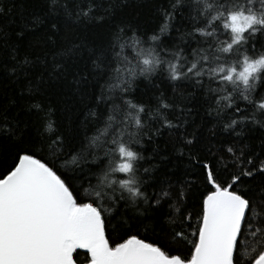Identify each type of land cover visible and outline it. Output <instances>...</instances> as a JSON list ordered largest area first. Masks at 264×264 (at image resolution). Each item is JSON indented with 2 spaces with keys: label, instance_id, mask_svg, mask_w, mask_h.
<instances>
[{
  "label": "snow or ice",
  "instance_id": "obj_1",
  "mask_svg": "<svg viewBox=\"0 0 264 264\" xmlns=\"http://www.w3.org/2000/svg\"><path fill=\"white\" fill-rule=\"evenodd\" d=\"M47 3L49 14L83 24L103 22L115 8L103 0ZM184 9L190 29L169 44L162 37L170 34L175 12L183 15ZM11 12L12 6L0 0V18ZM14 23L10 18L0 23V79L23 82L24 110L40 124L30 132L26 122L9 113L17 100L5 94L0 148L28 147L0 152V264H77L78 250H85V264H264V155L232 147L225 149L227 156L211 149L201 155L193 147L195 135L180 132L178 117L175 122L168 118L178 103L163 93L153 105L131 96L139 77L151 82L166 74L174 87L187 82L202 90L209 115L226 110L240 114L226 128L245 121L264 127V0H170L163 24L153 34L116 25L106 48L91 49L85 40H73L53 52L51 60L47 55L30 58L19 47L25 31L43 20L22 19L19 30L8 27ZM46 32L44 42L55 45L57 23ZM85 49L90 67L74 70V83L82 89L81 99L91 80L99 89L93 95L96 108L84 117L95 132L86 136L88 151L73 143L52 119L51 104L40 99L48 82L65 78ZM117 98L122 114L116 112ZM157 117L156 132L167 128L179 133L186 151H178L187 156L191 182L148 185L155 178L136 146L143 147L145 136L151 139L149 124ZM84 173L95 177V184L89 179L84 187ZM256 181L260 183L254 186ZM189 189H194L195 224L187 206ZM161 215L167 227L143 234Z\"/></svg>",
  "mask_w": 264,
  "mask_h": 264
},
{
  "label": "trees",
  "instance_id": "obj_2",
  "mask_svg": "<svg viewBox=\"0 0 264 264\" xmlns=\"http://www.w3.org/2000/svg\"><path fill=\"white\" fill-rule=\"evenodd\" d=\"M103 2L105 4L110 2L115 5L113 14L103 22L83 24L76 23L66 17L49 14L47 0H5L6 5L12 6V12L9 17L0 18V23L10 18L15 23L8 25V27L19 30L22 19L31 23L33 17H40L43 20L42 24H39L34 29L29 28L25 31L22 42L19 44L20 51L21 53H29L30 58L47 55V58L51 60L53 52L58 51L62 46L73 40L76 42L85 40L88 48L91 49L106 48L109 33L116 25L137 29L138 33L153 34L162 26L164 9L169 7L170 0H103ZM52 22H56L60 30L59 36L53 37L56 41L55 45L44 42L48 35L46 29L49 28ZM190 24L187 9L183 10V15L181 10H177L174 18L169 21L170 34L163 36L162 39L169 44L178 42L181 33L190 29ZM178 29L179 31H177ZM13 39H15L14 36ZM185 39L188 41V45L195 47V43L191 38L185 37ZM257 40L258 47L259 37ZM181 47H185L187 51H190V48L185 44H182ZM129 53L135 55V53H131V50L126 52V54ZM89 56V51L85 49L82 58L77 64L69 68L67 76L59 80H50L45 87V95L40 97L41 100L51 104L53 108L52 119L56 124L73 140L74 144L77 146L84 145L85 151L89 150L86 136L95 135V132L92 130L93 126L85 122L84 117L89 109L96 108L93 103V95L99 89L96 82L91 80L86 86V97L81 99L82 89L78 88L74 83V70L87 71L90 67L88 63ZM45 76H47V73H45ZM21 87H23V82L17 85L7 79H0V103H4L5 94L9 97H14L17 100V104L9 108V113L15 115L22 124L26 122L31 132L39 126L40 120L36 115L24 110L25 105L22 102L20 93ZM160 93L180 105L179 109H173L167 114L168 118L173 119L175 122V118L178 117L179 122L183 123V128L180 129V132L195 135L196 140L193 147L201 155H207L208 149H211L213 153L227 156L225 152L227 147L234 149L243 148L245 153L264 155V127L245 121L243 123L238 122L234 127L226 128L225 125L230 122V119L238 118L240 114L233 115L231 110H226L219 116L215 112L209 115V104L206 102L202 90L194 89L187 82L181 83L179 87H174V82L166 79V74H158L152 78L151 82L139 77L134 83V91L131 96L134 100L143 101L146 105H153L155 103L154 97ZM113 95L118 97L119 91L116 90ZM24 98H27V93H24ZM111 103L112 101L109 100L108 104ZM240 103L243 107L246 102L241 101ZM120 104L121 101L117 98L116 112L118 114H122V109L119 107ZM104 107V105H101V109H104ZM140 115L143 120V113ZM158 119L157 117L150 121L149 135L151 139L145 136L143 147L136 146L137 150L141 151L145 157L141 163L143 166L152 169L151 174L155 178V180H149L148 185H158L160 182H163L164 185H175L185 179L191 182L194 174H190L187 156H181L178 151V149L186 151L184 145L180 142L179 133L167 128H160V131L156 132L155 129L160 127L157 122ZM129 120L131 121V117H129ZM82 124L85 126L82 127ZM100 127H103V125L101 124ZM26 147H28L27 143H21L17 147L6 145L0 148V152L8 151L14 153L20 148ZM68 166H72L71 161L68 162ZM83 176L84 187L89 186V179H91L92 184H95V177H88L86 173ZM259 183L260 181H256L254 186ZM193 197L194 189H189L187 192V206L193 212L192 223L195 224L196 209L193 207L195 202ZM114 215H120V210H115ZM145 222L147 223V220ZM113 223H117V221L114 219ZM161 227H167V221L162 215L156 223L149 224V231L143 234L151 235L152 229ZM176 247L182 253L188 251L187 246ZM80 252L81 255L77 264H85L84 252Z\"/></svg>",
  "mask_w": 264,
  "mask_h": 264
},
{
  "label": "water",
  "instance_id": "obj_3",
  "mask_svg": "<svg viewBox=\"0 0 264 264\" xmlns=\"http://www.w3.org/2000/svg\"><path fill=\"white\" fill-rule=\"evenodd\" d=\"M80 251H83L84 252L85 250H80Z\"/></svg>",
  "mask_w": 264,
  "mask_h": 264
}]
</instances>
